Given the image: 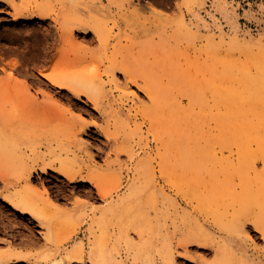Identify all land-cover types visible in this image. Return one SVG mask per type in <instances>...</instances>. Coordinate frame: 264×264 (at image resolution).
Listing matches in <instances>:
<instances>
[{
    "label": "bare ground",
    "instance_id": "6f19581e",
    "mask_svg": "<svg viewBox=\"0 0 264 264\" xmlns=\"http://www.w3.org/2000/svg\"><path fill=\"white\" fill-rule=\"evenodd\" d=\"M0 1L16 6L14 0ZM204 1L186 0V8L191 11L192 17L190 20L182 17L176 27V36L188 44L185 49L179 48L177 56V60L182 62L181 65H185L183 72L178 74L184 85L173 83L174 74L171 71L174 61L170 60L168 54L167 57L151 60L152 56L159 53L160 48L158 43L154 42L156 35L162 37L166 46L171 45L170 37L166 40L165 36L163 38L164 32L160 30L157 19L143 23L135 19L137 17L125 18V25L130 28L129 34L125 36L126 43L117 48L104 71L109 78L108 83L114 85L121 97H132L134 102L129 107H125L124 101H116V98L113 102L110 100V91L105 88L103 73L95 70L96 66L95 71L88 69L90 67L86 70L84 64V70L82 65L80 69L74 67L78 66L81 55H75L72 60L74 66H67L72 63L69 51L78 46L76 31L93 33V37L81 41L86 46H93L95 42L102 45L108 42L111 30L106 27L101 17L93 14L101 4L95 0H59L60 6L57 4L59 8L55 11V5L53 7L51 2L50 9L47 7L50 5L48 0H44L38 2L34 9L15 11V15L24 17L26 22L34 19L54 21L56 34L59 36L54 42L57 43L54 44L57 50L46 58L51 61V64H48L51 69L41 72L52 86L67 89L79 99L87 98L94 104V108L107 112V122L114 119L115 122H120L121 126L127 127L132 121L144 119V122L150 125L149 131L160 143L159 148L157 145L156 164V168H159L152 166L151 159H138L136 170L139 176L135 177L128 190L121 194L124 182L120 174L112 172L113 170H102L101 166L93 163V154L89 153V162L86 164L72 159L74 157L70 158L73 146L88 149V142L82 141L79 132L77 133L80 129L74 131L73 138L63 147L58 144L54 146L51 139L45 137L44 142L30 147V154L24 162L22 161L17 178L19 181H25L23 185H18L17 181L11 183L8 172L0 168V181L8 186L6 189H0V203L3 204L0 207V223H3L5 228H19L21 233L29 236L26 238L33 244L41 240L46 244L53 243L56 234L61 229L64 230L65 226H73V232L62 242L56 243L55 250H51L49 254L10 245L0 250V264H124L119 258L122 256L117 245H110L101 237L112 230V217L120 215L119 213L129 207V210L132 207L135 209L137 196L142 190L136 185L137 181L142 177L147 186L154 187L159 176H163L179 189L186 186L192 190L196 202L195 210L206 214L207 218L211 219L210 222L219 229L217 238L216 232L211 233L206 222L197 223L200 219H196V223L191 224L187 216L178 214L177 201L167 195L169 204L175 211L171 225L175 229L181 224L189 225L186 231L181 232L176 242H167L159 249L163 258L161 264H170L173 250L178 251V246L185 252L183 257L192 258L189 247L194 245L203 248L205 252L215 250V259L205 264H264V249L253 247L250 243L253 239L250 229L259 231L264 239V172L259 171V167L252 163L255 156L264 154V52H254L245 44L247 42L240 41L239 30L234 29V35L227 44L245 54V57H232L229 51L226 55H218L219 48L226 44V37H221L219 42H216L214 34L200 33L202 25L208 27L200 13ZM217 5L222 6L223 2H217ZM138 53L148 55L140 68L131 65ZM93 63L95 62L92 61ZM191 68L194 69L193 72L190 71ZM0 69L5 70L6 67L0 65ZM118 73L124 75V81H120ZM28 81L26 78L20 79L14 71L9 70L5 77H0L1 99L8 101L17 94L28 93L24 100H27L31 108H28L30 119L39 118L41 113L50 107L47 104L53 95L51 91L37 89L38 93L43 95V99H39L38 93H32V83ZM132 86H137L144 92L148 101L143 99L138 102L136 90ZM72 95H69L70 98ZM185 98L188 102H184ZM24 105L20 106L25 107ZM16 110L13 111L17 112ZM3 115L5 113L0 119L7 120L6 115ZM85 124L82 125V131L85 130ZM142 124L143 122L139 125ZM37 125L41 130L43 126L39 123ZM108 128L110 127L106 128L105 133L111 139L112 133ZM114 143L111 150L117 157L126 152L131 157L135 155L130 145L118 144L117 139ZM16 151V137L0 134V158L14 155ZM50 170L65 177L72 184H77L75 188H78V193L74 198L76 201L93 202L101 199L103 205L69 210L62 203V199L68 200L69 197L60 193L52 195L51 186L47 185L42 177L40 182L33 181L36 173L47 174ZM158 171L160 174H157ZM84 182L91 184V187L80 184ZM153 190L157 191L156 188ZM182 213L187 214V211L183 209ZM25 215L29 217V222H36L43 229L34 231L31 225L23 222L27 217ZM4 220H9V223L3 222ZM128 221L129 227H133V231L139 235L140 241L137 244L144 249L139 252L142 258H136L134 264H160L156 258L146 256H149V250L146 252L145 246L151 238L146 237L148 231L145 230L143 221L134 218ZM88 222L90 225L85 229ZM123 227L119 229V239L129 244L135 243L131 236L133 231ZM82 232L88 235L90 241H78L70 245L73 238ZM192 240L197 243H189ZM87 243H90L88 250Z\"/></svg>",
    "mask_w": 264,
    "mask_h": 264
},
{
    "label": "rangeland",
    "instance_id": "374dc122",
    "mask_svg": "<svg viewBox=\"0 0 264 264\" xmlns=\"http://www.w3.org/2000/svg\"><path fill=\"white\" fill-rule=\"evenodd\" d=\"M14 1L16 6H10L6 2L0 1V65H4L6 67L5 70L0 69V77H5L9 70L14 71V73H16V75L20 77V79L26 78L29 80L28 82H30V84L32 83V93L37 94L39 89H43L46 91H51L50 93L53 95V97L48 100L47 104L52 108L50 109V107H47L49 110L47 111L46 108V112L44 110L39 118L32 117V122V120L30 119L31 113H28L29 109L31 108H29L30 106L28 105L27 100H24L27 98L28 93L17 94L13 97V99L12 97H9L11 100L8 101H4L5 99L2 100L0 95V114L4 112L6 115L8 112V114L6 115L7 118H5L7 120H4V118L0 119V134L8 137L14 135L17 140V151L14 153V155L10 154L9 156H2L0 158V168H3L8 172V179L11 183H15L17 181L18 183H16L18 185H23L25 181H19L17 178V173L19 172V169L21 168L25 159L30 154V147L38 146L39 142H44L46 140L45 137L50 138L54 146L58 144L59 146L63 147L67 145V143L70 141V138H73L74 131L80 129L81 131L78 130L77 133L79 132L78 135L82 139V141H84L85 143L88 142L86 143L88 144V149L73 146L74 150L71 149L69 154L71 156L70 158L74 157L72 159L86 164L89 162V153L93 154V163L101 166L100 168L102 170H108L106 172H110V170H113L112 172L120 174V177L124 182V187H122L120 193H125L128 190V187L130 186L133 179L139 176V172L138 170H136L138 159H151L152 166H155V169L159 168L158 166L156 168V164H158L157 145L159 148L160 143L158 142V139L155 138L154 135L149 131L150 125L148 123H145L144 119L142 118L136 121H132L130 125H127V127L121 126L120 122H115L114 119L110 122H107V112L105 113L100 109L97 110L96 108H94V104L87 98L84 97L83 99H79L78 97L69 93L67 89H62L54 85L52 86L49 79L43 76L41 72L48 70V68L51 69L50 65H48L51 64V61L47 59L52 56V54L57 50L54 46V42L56 38L57 40L59 39V36L56 34L57 29L55 28L56 26L53 23L54 21L52 19H48L45 21L34 19L26 22L27 20L24 17H18L15 15V11L22 9L24 10L26 8L34 9L38 6L39 3L44 0ZM58 1L59 0H51V2L53 3V7L55 5V11L59 8L57 4H59L60 6V3ZM95 1L98 4H101V6L98 11H95L93 14L96 17H101L105 22L106 27L111 30L109 40L104 45L95 42L93 43V46H86L81 41H83L84 38L89 39L93 37V33L84 34L79 30L76 31L75 34L77 37L76 39L78 46L72 48L69 51V57H71L70 62L74 59V57H76L75 55H79V57L81 55L82 57H80L81 60L79 61V63L76 62L78 63V66L75 65L73 61L72 63H68L67 66H71L74 64L75 66H73L76 69L77 67L78 69H80L81 65L83 66L84 64L86 66V70H99L103 73V80L106 83V90L110 91V100H112L113 102L116 98V101H124L125 107H129L130 104L134 102V100H132V97L120 96L119 91L116 90L114 85L108 83L109 78L106 76L104 69L106 68V66H108L110 59L117 48L121 44L126 43L125 36H127L130 32L129 26L125 25L124 20L126 17H137L135 19L143 23H147L150 20L157 19V23H159L160 25V30L164 32L163 38L165 36L166 38L164 39L166 40L168 37H170L169 39L171 40V45L170 47L166 46L165 42H163L162 37L156 35L154 38V42L158 43L160 48L159 53L154 57L152 56L151 60H153L154 58L156 59V57L161 59L168 54V56L171 57L170 60L174 61L171 71L174 74L172 79L173 83L184 85L182 80L178 78V74L183 72L185 65H181L182 62L180 60V63L177 60V56L179 55V48L185 49L188 44L186 41H182L176 36V27L178 26L179 21L182 17L188 20H190L192 17L191 11L186 8V0ZM215 1H222L223 5L218 6L217 2L215 4ZM51 2L48 0V3H50V5H48L47 7L50 9H52ZM30 4H32L31 7ZM200 13L205 22L208 23L209 27L208 28L202 25V29L200 30V33L202 35L214 34L216 36V42H219L221 37H226V44L222 48H219L218 55H226V52L228 53L229 51V55H232V57H245V54L238 51V49L230 47L227 44L230 37L234 35V29L239 30L238 38L240 39V41L247 42L245 44L252 48L254 52H264V0H205L202 8L200 9ZM244 30L246 32H244ZM55 45H57V43ZM123 53L126 54L125 51H123ZM138 54V57H135L131 65L140 68L142 64H144V60H146L148 55L146 53H144L145 55L140 53ZM92 61L95 63L92 64ZM161 62L163 61L161 60ZM87 67L90 68L87 69ZM84 69L85 68L83 66V70ZM193 70V68L190 69L191 72H193ZM118 76L120 81H124L123 74L118 73ZM132 87L136 90V100L138 102L143 99L144 101H148V97L144 92H142L137 86ZM23 91L26 92L25 89ZM67 93H69V95H72V97L70 98ZM23 95H25V97H23ZM37 95L39 99H43L42 94L38 93ZM22 99L25 101V103H23ZM184 102H188V99L185 98ZM22 104H26L24 105L25 107H21L20 105ZM53 106H55V109L57 108L56 111L54 110ZM115 106L119 107L118 105ZM13 110H16L17 112ZM21 110L24 112H22ZM50 111H52L51 113L53 117L51 116ZM46 113H48L49 115H46ZM40 122L43 123L41 124ZM142 122L143 124L142 126H140L139 124ZM38 123L40 126H43L41 130H39L40 127L37 125ZM83 124H85V130L82 131ZM107 124L109 125L107 126ZM107 127H110L108 128V130L112 133L111 139H109L105 133ZM51 131H53V133H51ZM113 139H117L118 144L130 145L135 155L131 157L126 152L120 154L117 157V155L111 150L116 143V141L114 143ZM109 141L111 142L109 143ZM84 150H86V152H84ZM157 174H160V172L158 171ZM35 175L36 176H34L33 181L36 183L40 182V177H42V179H45L47 185L51 186L52 195L60 193L62 195L65 194L66 197H69L68 200L62 199V203L66 205L69 210L78 209L80 207L89 209L92 207H99L103 205V201L101 199L97 201L94 200L93 202L76 201L74 198L78 193V188H75L77 184H72L65 177L52 170H50L47 174L38 175V173H36ZM62 180H64V182H62ZM65 182L67 184H65ZM80 184H86L87 186L91 187V184L87 182ZM136 185L141 187L142 190L141 193L137 196L138 202L135 209L132 207L129 210V207L127 210L119 213L120 215L112 217V219H110V227L112 228V230L109 231L110 233L103 234V236L101 237L104 242H107L110 245H112L113 243L117 245V248L119 251H121L122 256L119 258L124 261V264H134L136 258V260L142 258V255H140L139 252H142L144 250L137 244L140 241L139 235L133 231V227H129L128 220H132L134 218L136 220L143 221V226L145 230L148 231V235L146 237L151 238L148 242V245L145 246L146 252L149 250V256H146L147 258H156V261H158L160 264L162 263L163 258L159 252V249H162L164 244L167 242H176L180 237L181 232L188 228L187 225H189V223H187V225H178L177 229H175V227L171 225V218L174 215L175 211L174 208H172L169 204L167 195L168 197L171 196L177 201L179 206L178 214L180 216H187V220L192 222L191 224L196 223V219H200L199 221H197V223L203 221L206 222L207 228L211 231V233L216 232V236L218 235L217 238L219 237V229L210 222L211 219H208L206 214H202L200 213V211L195 210L196 202L193 198V191L188 189L186 186L179 189L176 185L169 183L163 176L158 177L154 187L150 185L147 186V183L142 177L137 181ZM6 187L8 186L5 185L4 182L0 181V189H6ZM154 188H156V192L153 190ZM152 190L154 191L153 193L155 195L151 193ZM74 200L77 202V204H75ZM1 206H3V204L0 203V207ZM183 209L187 211V214L182 213ZM26 216L27 215H25V217ZM9 217L11 216L9 215ZM28 219L29 217L27 216L26 218H24L23 222L28 223L29 226L31 225L34 231L37 232L43 229L39 225H37L36 222L31 223ZM3 222L9 223V220H4ZM90 222L85 225V229L89 227ZM207 223H210V225H208ZM122 226H124L123 228L126 227V229H128L129 231H133L131 232V236L134 238L135 243H131L132 245L122 239H119L118 232L119 229L122 228ZM5 227L6 226H4L3 223H0V250H4L8 246L12 245V247L15 248L17 247L25 250L32 249L42 254H49L51 250H55L56 245L67 238L70 233L73 232L72 230L74 228L73 226H71L73 228L68 226L67 228L65 226L64 230L61 229V231H59L60 233L58 232L55 236V243L53 242L46 244L44 240H41L39 243L33 244L28 240L29 236L25 233H21L19 231V228H17V230L15 228H11L10 226H7V228ZM153 228H156L159 231ZM152 230L154 231V233ZM150 232H152L153 235ZM250 232L253 237L252 241L250 242L252 246L263 250L264 239L260 235V232L251 229ZM27 236L28 238H26ZM78 241L88 242L90 241V239L88 238V235L82 232L81 234H79V236H75L69 244L71 245ZM87 245L88 246L86 249L88 250L90 247V243H87ZM177 249L178 251L182 250V248L179 246L177 247ZM189 251L193 256L192 258L195 257V259H192L190 257L189 259L187 258L188 256H185L180 260V264H205L213 261L216 257L215 250H212V253L205 252L203 248L197 245L190 246ZM87 264L91 263L88 262Z\"/></svg>",
    "mask_w": 264,
    "mask_h": 264
},
{
    "label": "snow or ice",
    "instance_id": "6c2138e0",
    "mask_svg": "<svg viewBox=\"0 0 264 264\" xmlns=\"http://www.w3.org/2000/svg\"><path fill=\"white\" fill-rule=\"evenodd\" d=\"M253 164L259 167V171L264 172V154H260L255 156L254 160L252 161ZM189 243L195 244L197 241L192 240ZM185 255L184 251L177 252L175 249L173 250L172 256L173 258L170 261V264H180L181 258Z\"/></svg>",
    "mask_w": 264,
    "mask_h": 264
}]
</instances>
